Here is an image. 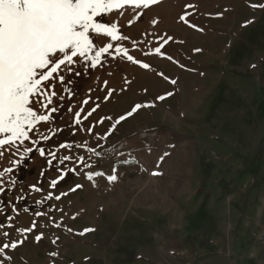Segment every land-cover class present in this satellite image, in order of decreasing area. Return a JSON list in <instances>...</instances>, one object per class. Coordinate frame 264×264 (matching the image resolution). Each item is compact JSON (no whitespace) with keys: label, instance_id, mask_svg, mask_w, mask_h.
<instances>
[{"label":"rangeland","instance_id":"obj_1","mask_svg":"<svg viewBox=\"0 0 264 264\" xmlns=\"http://www.w3.org/2000/svg\"><path fill=\"white\" fill-rule=\"evenodd\" d=\"M94 23L123 38L92 30L53 103L32 105L59 110L0 149V264H264V0L127 4ZM138 104L153 106L116 123ZM151 125L183 139L134 135Z\"/></svg>","mask_w":264,"mask_h":264},{"label":"snow or ice","instance_id":"obj_2","mask_svg":"<svg viewBox=\"0 0 264 264\" xmlns=\"http://www.w3.org/2000/svg\"><path fill=\"white\" fill-rule=\"evenodd\" d=\"M156 3L158 0H0V149L10 150L16 146L17 140L23 143L28 139L26 128L30 131L37 122L51 120L52 113L59 110L58 107H52L48 114H39L32 105L39 104L44 109L49 108V105L53 103V96L56 95L55 86L50 81L58 78V82L65 83V77L61 74L62 66L67 68L68 72H72L71 65L75 63V58L84 57L87 51L93 49L92 30L103 27L106 37H111L113 40L123 38L115 34L119 31L115 23L106 26L102 23H94L95 18L127 4L147 7ZM111 47L112 45L109 44L107 47L99 48L94 57H91V67H96L101 55ZM116 51L126 55L129 61L140 63L144 68L150 67L148 64L135 61L131 55H127L126 49L117 47ZM155 51L160 53V48H156ZM171 83L175 84L176 81L172 80ZM66 90L72 94L70 89ZM49 91L51 95L48 94ZM170 95L172 93L159 96L157 99L164 100ZM83 103L86 104L88 101L85 100ZM151 106L153 105H135L116 123L127 119L141 107ZM95 110L93 108L83 119L86 120ZM68 111L71 112L72 108L69 107ZM82 111L84 109L74 114L76 124L82 122ZM45 139L50 138L45 137ZM60 147H71V145L61 144ZM26 151L31 152L32 149H26ZM36 151L42 157L45 156L43 148H38ZM3 155L4 151L0 150V157ZM51 155L52 159L47 161L49 164H52L56 158L55 153ZM69 159L71 157L64 156L60 159V163ZM80 159L83 161V157ZM11 171L12 168H8L0 172V180L6 172ZM160 174L153 172V175ZM92 175L90 173L88 179H92ZM94 175L102 176L104 173L96 172ZM64 178L65 175L62 174L60 180ZM108 179L115 181L117 177L112 175ZM57 183V180H53L52 186L55 187ZM36 190L39 191V189ZM72 190L75 191V189ZM0 191L3 189L0 188ZM47 198L51 199V196ZM56 199L60 197L57 196ZM36 215L40 216L43 213L37 212ZM35 227V222H33L32 228ZM25 231H31V229ZM84 231L90 232L93 229ZM41 239L42 235L36 236L37 241ZM8 247V244L0 247V253ZM11 247L15 248L17 244L12 243Z\"/></svg>","mask_w":264,"mask_h":264},{"label":"trees","instance_id":"obj_3","mask_svg":"<svg viewBox=\"0 0 264 264\" xmlns=\"http://www.w3.org/2000/svg\"><path fill=\"white\" fill-rule=\"evenodd\" d=\"M168 134L170 135V137L174 140H181L183 139L182 136H180L179 134L169 130V129H164L163 127L159 126V125H151L149 127V129H142V130H138L135 132V136L139 137L140 140L144 141L146 144H154L157 140L158 137L161 134ZM129 162H127V166L135 163L133 161H135L132 158H128Z\"/></svg>","mask_w":264,"mask_h":264}]
</instances>
